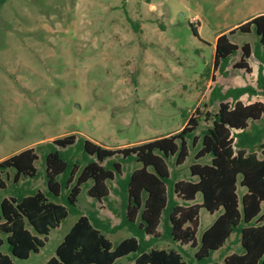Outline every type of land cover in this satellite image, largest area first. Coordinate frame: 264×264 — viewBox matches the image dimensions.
I'll list each match as a JSON object with an SVG mask.
<instances>
[{"label": "rangeland", "instance_id": "374dc122", "mask_svg": "<svg viewBox=\"0 0 264 264\" xmlns=\"http://www.w3.org/2000/svg\"><path fill=\"white\" fill-rule=\"evenodd\" d=\"M263 13L264 0H0V161L28 148L38 156V178L16 185L10 171L0 202L15 190L18 195L45 191L46 144L56 138L74 134L121 149L179 132L196 109L200 138L208 126L205 112L217 111L220 95L230 88H256L260 64L264 75V62L253 53L247 60L250 74L235 69L240 51L224 70L213 72L217 36L227 34L232 43L248 44L254 52L258 38L253 30L228 33ZM241 100L264 104V92ZM257 125L264 126V118ZM196 150L190 146L178 167L168 160L176 180L190 179ZM199 163H209V157ZM136 167L124 165L122 176ZM114 189L117 182L111 183L108 200L97 203L83 187L77 207L116 246L133 234L126 227L117 229L122 201ZM244 192L238 186V195ZM201 201L197 194L193 203ZM218 214L200 210L197 242ZM77 217L69 213L44 247L27 259L12 257L5 240L0 252L14 264H46ZM155 247L176 249L192 262L194 250L188 246L162 240ZM226 247L227 254L239 252L238 236L233 234ZM221 260L219 251L214 261Z\"/></svg>", "mask_w": 264, "mask_h": 264}, {"label": "trees", "instance_id": "16d2710c", "mask_svg": "<svg viewBox=\"0 0 264 264\" xmlns=\"http://www.w3.org/2000/svg\"><path fill=\"white\" fill-rule=\"evenodd\" d=\"M252 30L258 38L254 52L248 44L232 43L227 34L217 36L213 72L224 70L239 51L234 68L244 74L251 73L247 60L252 53L264 62V13L228 34ZM193 32L198 36L197 30ZM262 68L260 64L256 88H230L220 95L217 111L205 112L208 126L200 138L195 134L201 121L196 109L197 114L186 117L179 132L135 146L106 148L74 134L47 143L45 191L18 195L15 190L0 202V235L5 236L0 237V247L5 240L12 257L27 259L73 213L78 216L76 222L46 264H123L119 260L124 258L131 264H188L176 249H157L155 244L162 240L193 249L191 264H217L214 254L219 251L220 264H264V126L257 125L264 118V104L241 100L264 92ZM190 146L197 149L190 179L176 180L168 160L173 159L174 167L182 165ZM205 157L209 163L200 164ZM37 159L35 150L28 148L1 160L0 189L6 188L10 171L16 185L37 179ZM133 163L137 167L123 177L124 165ZM112 182H117L114 192L122 201L117 229L126 227L133 234L116 246L93 217L77 207L83 187L90 199L101 203L108 200ZM238 186L245 188L241 196ZM197 194L201 203H193ZM201 209L219 214L197 242ZM233 234L238 236L240 251L227 254L226 243ZM0 264L14 262L0 252Z\"/></svg>", "mask_w": 264, "mask_h": 264}]
</instances>
